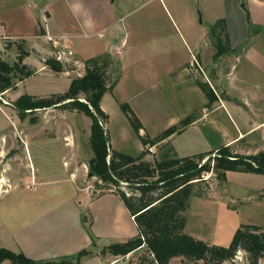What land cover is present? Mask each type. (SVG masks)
I'll return each instance as SVG.
<instances>
[{"label": "rangeland", "instance_id": "rangeland-1", "mask_svg": "<svg viewBox=\"0 0 264 264\" xmlns=\"http://www.w3.org/2000/svg\"><path fill=\"white\" fill-rule=\"evenodd\" d=\"M70 1L72 3V0ZM77 1L84 4L89 2V0ZM109 1H112L114 7L119 5L122 9L118 15V19L122 18V22L119 24L124 26L123 29L121 26V29L118 30L120 38H123L124 34L127 33L129 36L132 35L130 41H135L139 37L149 40L150 37L154 38V32L158 30L159 33L166 34L167 37L171 38L175 44H179L180 52L184 54V47L177 37L173 24L189 21L190 25L194 23L202 32L203 29L208 28L209 22L212 23L221 16L222 0ZM48 3L55 7L58 17L62 16L63 9L59 7L61 3L59 0H48ZM127 24L131 25V28L128 29ZM2 37L0 33V61L8 65H13L17 56L22 53H26L24 58L26 64L33 63L35 60L40 61L41 58L45 61L54 60L53 53L49 52L51 49L53 51L52 45H49V42L39 35L28 40ZM62 66V71L58 73L51 71L48 66L45 69L43 67L40 72L37 73L36 71L37 74L27 78L16 90L0 95V145L6 147L4 149H6L7 154L18 148L17 154L24 156V159L19 160L14 158V153L9 155L11 159L7 162V176L11 180H16V185L8 191L9 193L7 192L8 194L0 198V221L6 224V228L12 232V220L17 223L21 222L18 216L20 202H16L15 195L44 193L47 204L52 211L50 223L52 226L51 231L47 229L35 230L39 240L37 241L39 243H35V246L39 247L34 252L37 257L36 261L56 263L65 261V264H76L79 258L78 252L68 256L62 254L67 249L68 244L79 240V237L73 232L75 229L74 203L81 210V220L86 226L91 245L95 244L93 250L100 254L106 252L108 245L120 243L123 238L128 240L134 237L132 234L135 226L129 219L124 206L122 205L123 211H119L114 198L108 196V194L116 195L117 189L126 194H131L127 184L120 183L118 187H113L101 183L93 175L89 176L88 162L92 158L89 145L90 118L83 113L69 112L52 106L34 110L23 119L12 106L17 95L22 94L39 96L37 98H54V96L63 94L68 90L72 79L84 74L83 63L81 64L74 54L69 63L62 64ZM120 75L121 73L117 69L115 72L109 70L108 83L110 84L115 76H118V80ZM132 76L133 73L126 75L127 80L131 79ZM14 82L17 86L20 84L17 78L14 79ZM126 88L130 92L132 91L129 86L124 84L119 97H126L129 93ZM139 91L141 96L153 97V99H155V93L161 94L167 112L170 113L169 115H175L176 106L170 104L172 91L166 88L165 82L158 83L154 88L143 85V89ZM119 97L107 93L101 101L102 108L108 115V122L101 120V124L107 131L110 149L132 157H138L142 151H145L146 155L143 160L153 163L160 157L163 143L155 146H143L139 136L149 138L153 131L152 125H149L145 119L146 128L136 132L129 117L120 107L121 103L126 102H124L125 100H118ZM139 100L138 97L133 99L131 104L127 103L131 109L134 108L137 111L138 115H149L151 111L155 113L157 108L162 111L161 107L163 108V106L161 104H159L161 106H144L138 104ZM30 117L37 118L36 124L29 123ZM163 121L165 119H162ZM24 147L29 148V151L25 152ZM149 147L152 149L149 150ZM256 150H253V146L251 150H248L243 143H239L237 147H229L231 155L239 156L252 155ZM219 155V151L214 152L203 159L201 163L203 164L210 158V167H213L214 159ZM218 173L216 170L205 173L203 175L204 181L193 186V193L184 213L186 218L184 232L208 245L227 247L236 229L241 226L256 225L264 230V190L254 192L248 189L247 187L251 186L248 183H252L250 182L252 179H236L240 176L238 174H246L245 172H236V175H230L231 180L229 182L226 179L222 180L216 177ZM254 175L260 177V179H255L254 185H264V174ZM40 179H43L45 183H41ZM0 181H2L1 178ZM27 184L30 187L27 188ZM5 189L6 186L2 182L0 192ZM224 208L233 211V215L230 212L231 215L224 213L222 211ZM33 214L37 217L36 211H33ZM63 214L66 217H62V222L58 223ZM1 245H5L6 249L14 250L13 241L4 228L0 229V247ZM99 259L104 260L101 255ZM4 263L9 264L8 262ZM115 263L152 264L153 261L152 255L144 247L133 257L124 259L123 256L118 258ZM169 264L186 263L182 258H174ZM194 264L207 263L200 260ZM221 264H250V257L243 250H238L232 259ZM258 264H264V255L259 258Z\"/></svg>", "mask_w": 264, "mask_h": 264}, {"label": "crops", "instance_id": "crops-1", "mask_svg": "<svg viewBox=\"0 0 264 264\" xmlns=\"http://www.w3.org/2000/svg\"><path fill=\"white\" fill-rule=\"evenodd\" d=\"M59 2H61L59 7L63 9L61 14L63 17H58L55 7L49 5L48 0H0L2 38L28 40L38 35L44 38L47 34L54 37L62 47H68L81 64L89 58L110 54L118 63L121 73L110 94L119 97L123 85L126 84L132 91L126 88L129 93L118 100H125L124 102L129 104L139 97L138 104L163 106L162 111L157 108L155 113L151 111L145 116L138 115L132 108L141 123L140 131L146 128L145 119L152 125L150 139L184 118L191 117L192 122L180 133L156 144L167 143L179 158L210 154L223 147H237L239 143H243L248 150H251L252 146L253 150L257 149L252 155L264 152V0H222L221 16L212 23L209 22L208 28L202 32L194 23L190 25L189 21L174 23L173 27L184 47V54H181L179 44H175L171 38L159 33L158 30L154 32V38L150 37L149 40L139 37L137 41H130L132 35L129 36L127 33L120 38L118 30L121 29L122 25L119 23L122 22V18L118 19V15L122 9L119 5L114 7L112 1L89 0V4L77 0H72V3L70 0ZM219 19L225 20L230 50L215 58V49L208 37V31ZM127 27L129 29L131 25L127 24ZM51 50L50 53L53 52ZM191 54L196 56L210 81L211 87L207 85L213 94L211 102L197 85L198 82L205 83L202 77L198 74L189 75L183 71L190 61ZM44 61L45 59L41 58L40 61L35 60L30 64L23 60V63L38 73L43 67L46 68ZM129 73L130 75L133 73V76L127 80L126 75ZM24 82L25 80L17 88ZM160 82H165L166 88L172 91L170 104L176 106L175 115H169L161 94L155 93V99L140 95L139 90L143 89V85L154 88ZM104 96L105 94L101 101ZM100 107L104 111L102 102ZM162 119L165 121L162 122ZM159 123L161 124L158 125ZM4 148L6 147L0 145V178L6 189L0 192V198L16 185V180H11L7 176V162L11 159L9 155L14 153V158L24 159V156L17 154L18 148L8 154ZM24 149L25 152L29 151V148ZM236 174L226 172V181L231 180L230 175ZM238 175L240 176L236 178L237 180L252 179L250 182L253 184L248 183L251 186L247 187L251 191L264 190V185H254L255 179L260 177L248 173ZM39 181L45 183L43 179ZM113 195L108 194L114 198L118 210L123 211L121 200ZM15 200L17 203L20 202L18 216L21 222L12 220L11 232L6 228V224L0 221V229H6L13 241L15 252H22L28 258L36 260L34 252L39 247L35 246V243L39 240L35 230L51 231L52 211L42 192L18 194L15 195ZM73 205L75 211L73 232L79 240L68 244L62 254L68 256L87 249L89 254L78 258L76 264H116L121 256H113L107 251L100 254L93 250L95 244L91 245L86 226L81 220V210L75 203ZM33 211L37 212V217L33 216ZM222 211L233 215V211L228 208ZM62 217L66 215H61L58 223L62 222ZM128 217L133 223L129 214ZM92 219L94 221V216ZM135 235L136 228L132 236ZM124 241L126 240L123 238L120 243ZM0 248H5V245H1ZM143 249L144 247H141L127 254L124 259L133 257ZM100 255L104 260L99 259Z\"/></svg>", "mask_w": 264, "mask_h": 264}, {"label": "trees", "instance_id": "trees-1", "mask_svg": "<svg viewBox=\"0 0 264 264\" xmlns=\"http://www.w3.org/2000/svg\"><path fill=\"white\" fill-rule=\"evenodd\" d=\"M208 37L215 49L214 57H218L230 50L226 23L219 19L209 27ZM26 53L19 54L13 65L0 61V95L16 90L17 78L22 83L36 74V70L23 63ZM53 72H61V63L50 59L44 62ZM84 74L72 79L68 90L54 98H37L22 94L12 103L13 108L21 118L34 110L48 107H59L69 112L83 113L90 118L89 145L92 158L88 162L89 172L106 185L118 187L120 183L127 184L131 194L117 189L115 194L131 217L137 230V235L117 244H110L106 251L113 256H126L135 250L145 247L152 255V264H169L174 258H182L186 264L204 261L207 264H221L234 257L238 250H243L250 257V264H258L264 255V230L256 225H244L236 229L227 247L208 245L184 232L186 212L189 199L193 193V186L204 181L203 175L218 171L216 177L226 179V172H245L264 174V152L255 155H231L229 148L217 150L215 164L210 167V154H199L191 157L179 158L173 149L163 144L160 157L153 163L143 160L146 152L138 157H132L112 151L109 145L107 131L102 127L101 120L108 122V115L101 109L100 102L104 94L111 93L117 77L109 84L108 72H119L118 63L110 54H103L83 62ZM209 102L213 94L206 83H197ZM122 111L129 117L133 128L139 132L142 128L137 116L127 103H121ZM37 118L30 117L29 123L36 124ZM192 122L190 116L178 124L168 127L160 134L150 139L139 136L143 146H154L171 135L180 133ZM208 155V156H207ZM86 249L78 252L77 256L88 255ZM65 264V261L50 262L36 261L25 256L22 252H15L0 248V264Z\"/></svg>", "mask_w": 264, "mask_h": 264}, {"label": "built area", "instance_id": "built-area-1", "mask_svg": "<svg viewBox=\"0 0 264 264\" xmlns=\"http://www.w3.org/2000/svg\"><path fill=\"white\" fill-rule=\"evenodd\" d=\"M49 43H51L53 47V57L54 60L61 63V64H66L69 63L70 59L72 58L73 52L68 48V47H62L58 41L50 36V35H45L44 37ZM119 53V52H118ZM183 71L186 74H198L199 76L202 77L203 81L208 84L211 87L210 81L208 77L206 76L204 69L198 62L196 56L194 54H191V58L189 63L183 68ZM152 147H149V150H151ZM27 188L30 187L28 184L26 186Z\"/></svg>", "mask_w": 264, "mask_h": 264}, {"label": "water", "instance_id": "water-1", "mask_svg": "<svg viewBox=\"0 0 264 264\" xmlns=\"http://www.w3.org/2000/svg\"><path fill=\"white\" fill-rule=\"evenodd\" d=\"M92 174L90 173L89 176H91Z\"/></svg>", "mask_w": 264, "mask_h": 264}, {"label": "bare ground", "instance_id": "bare-ground-1", "mask_svg": "<svg viewBox=\"0 0 264 264\" xmlns=\"http://www.w3.org/2000/svg\"><path fill=\"white\" fill-rule=\"evenodd\" d=\"M0 182H3V181H0Z\"/></svg>", "mask_w": 264, "mask_h": 264}]
</instances>
